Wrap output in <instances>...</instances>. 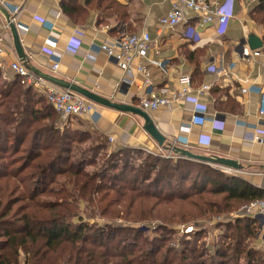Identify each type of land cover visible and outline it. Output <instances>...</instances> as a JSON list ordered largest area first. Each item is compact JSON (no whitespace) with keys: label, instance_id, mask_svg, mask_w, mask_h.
Returning a JSON list of instances; mask_svg holds the SVG:
<instances>
[{"label":"trees","instance_id":"16d2710c","mask_svg":"<svg viewBox=\"0 0 264 264\" xmlns=\"http://www.w3.org/2000/svg\"><path fill=\"white\" fill-rule=\"evenodd\" d=\"M60 6L73 23H84L87 11L103 15L117 8L114 0H61ZM251 15L264 27V0ZM58 116L33 88L0 73V264H264L255 244L257 222L248 217L228 221L223 246L199 251L183 238L175 251L166 236L171 225L240 212L264 200V191L180 156L148 155L134 166L128 157L135 150L109 154L104 136L86 127L61 128ZM101 151L111 159L88 171L94 164L86 163L88 155ZM84 201L106 204L101 216L150 228L91 224L80 210Z\"/></svg>","mask_w":264,"mask_h":264},{"label":"crops","instance_id":"0c3cea01","mask_svg":"<svg viewBox=\"0 0 264 264\" xmlns=\"http://www.w3.org/2000/svg\"><path fill=\"white\" fill-rule=\"evenodd\" d=\"M204 1L223 5L228 0ZM232 1L235 18L223 29L217 22L200 27L198 18L191 13L189 25L169 30L161 29L159 25V19L171 9L170 2L166 0H114L117 8L109 10L114 12L107 11L101 15L89 9L85 12L87 20L84 23L80 20L73 23L65 15L61 0H0V5L12 16L14 8L21 7L20 12L14 15V21L28 27L27 32L20 31V37L29 66L113 102L136 107H139L142 95L139 87L143 76L127 77L116 61L107 56L103 45L124 35L149 33L156 41L148 52V60L153 62L148 69L154 92L179 90L185 76L190 77L193 89L211 84L206 94H191L177 102L172 110L147 112L166 143L197 155L235 160L240 167L238 171L219 166L213 168L264 191V142L245 140V134L252 130H264V118L258 116L263 98L249 92L252 86L264 88V52L263 47L254 54L255 51L247 45L244 49L241 46L242 40H247L250 35L263 42L264 27L251 15L259 0ZM58 13L59 17H56ZM42 18L53 22L54 28L49 30L43 26L39 20ZM189 26L194 28L198 39L187 37ZM74 32L81 38L82 45L76 50H68L69 39ZM0 33H3L6 44V67L0 73L4 80L12 81L17 76L10 64L23 63L16 54L12 34L1 13ZM48 37L58 42L57 46H50L55 56L42 52ZM55 63L59 64L56 71L53 70ZM197 111L206 118L203 126L190 124ZM98 112L96 120L87 116L71 119L58 116L60 127L71 125L92 129L107 139L111 149H144L154 154L161 149L164 153L169 152L145 131L144 121L139 116L99 105ZM248 218L256 220L258 233L255 244L263 248L264 217Z\"/></svg>","mask_w":264,"mask_h":264},{"label":"built area","instance_id":"2783aa9c","mask_svg":"<svg viewBox=\"0 0 264 264\" xmlns=\"http://www.w3.org/2000/svg\"><path fill=\"white\" fill-rule=\"evenodd\" d=\"M166 1L170 2L171 9L167 15L159 19L161 29L169 30L181 25H189L191 13L198 18L199 25L203 28L217 22L221 29H223L231 20L235 18L232 0H228L223 5L211 4L204 0ZM20 10V6L14 8L13 20H15L14 15L19 13ZM56 17H59V13ZM39 20L42 25L49 30H52L55 26V24L50 20L43 18ZM17 28L23 33L28 31L27 26H22L20 24H17ZM195 32L194 28L189 26L187 30V37L189 39L195 37L198 39V35ZM57 43V40L52 37H48L45 40V48L42 49V52L50 56H55V52L50 46H57ZM155 43L156 41L152 39L149 33L141 32L140 34L135 35H124L119 39L108 41L103 45V49L105 50L107 56L116 61L117 65L125 72L127 77L133 79L135 74L143 76V82L139 87L142 92L139 100V107L143 111L155 112L161 109L172 110L177 102L183 100L187 96H190L191 94L202 96L211 89V84H203L202 86L193 89L190 77L185 76L184 83L179 90L172 91L170 93L154 92L151 88L150 72L148 69L149 64L153 62L148 60V52ZM81 45V38H79L78 34L74 32L73 36L69 39L67 49L76 50L81 47ZM5 53V38L3 33H0V72L4 71L6 67ZM243 54L248 55L247 52H244ZM254 54H258V52L255 51ZM58 67L59 64L55 63L53 65V70L56 71ZM10 68L19 78V81L23 86L34 88L60 117L64 119H71L87 116L91 117L92 120L97 119L99 112L98 105L95 103L85 99L77 93L61 89L58 86L49 83L40 76L31 73L23 64L19 62L11 63ZM249 92L262 96L263 101L261 108L258 110V116L259 118H264V88L252 86ZM205 122L206 118L200 111L195 112L190 120V124L193 126H203ZM245 140L251 143L264 142V130H260V128L252 130L251 132L245 134ZM165 158L168 159L177 157L173 156L171 152H168ZM230 216L232 219L249 216L264 217V200L253 202L244 207L240 212L232 213ZM18 264L27 263L25 260H20Z\"/></svg>","mask_w":264,"mask_h":264},{"label":"rangeland","instance_id":"374dc122","mask_svg":"<svg viewBox=\"0 0 264 264\" xmlns=\"http://www.w3.org/2000/svg\"><path fill=\"white\" fill-rule=\"evenodd\" d=\"M114 151H116V150L115 149H109L108 153L110 154L111 152H114ZM135 151L137 152V154L132 155L131 157L127 156L130 163L133 164L134 166L141 164L142 161L144 159H146V157L148 155L157 156V157L167 159V158H165L167 153H164V151H162V149L160 152H158L156 154H154L150 151H147V150L144 151V149L143 150L135 149ZM10 158H13V155ZM110 159L111 158L106 156L105 152H103V151H101L98 154H95V153L89 154L87 157L86 163L93 162L94 164L91 167H87V170L90 172H94L98 169V167L100 165L104 164V162H106V160H110ZM170 159L172 161H174V158H170ZM8 162H9V157H7L5 160V163H8ZM46 199L52 200L51 197H46ZM176 204H178V203H176ZM105 205L106 204L99 205L98 203H94L91 205L85 201L79 203L80 210L81 211L86 210L87 215L91 216L92 220L86 219V221H89L91 224L97 223V225L104 226L106 224H112V223L123 224V222H126L125 225H127V226L133 225L135 227L137 226V227H140V228L146 229V230H147V228H150L147 225V223H143V222H131V221H125L123 219L122 220H116L110 216H101V210L100 209L104 208ZM169 208H171V206ZM234 212H236V211H234ZM170 213H172V212H170ZM231 214H232V212L230 214H227V215H222V216L213 218L211 220H206L204 222L200 221V222L195 223V224L194 223H189V224L186 223V224L171 225L169 227V232H166V236L168 237L167 243L169 244V246H172L175 251H179L183 248V246H184L182 243L183 238H186V240H189L190 244H192V245L197 243V245L199 247V251L203 250V248L206 244L212 245V247L215 245L216 246H220V245L223 246L222 242L224 240V237L222 239V236H223V234H226V232L227 233L229 232L228 227L226 225H227L228 221H232L231 220L232 218H230ZM84 217H86V216H84ZM158 222L152 223L151 226L153 227V229L159 224ZM170 230H172V231H170ZM151 231L152 230L150 229V232ZM256 247L258 248V246H256ZM261 248H259V249L261 250ZM262 249L263 250H261V251H264V247Z\"/></svg>","mask_w":264,"mask_h":264},{"label":"water","instance_id":"95a60500","mask_svg":"<svg viewBox=\"0 0 264 264\" xmlns=\"http://www.w3.org/2000/svg\"><path fill=\"white\" fill-rule=\"evenodd\" d=\"M0 13L4 16L8 28L12 34L13 38V44L14 49L16 51V54L18 58L21 60L23 65L32 73L36 74L37 76H40L41 78L47 80L48 82L58 86L61 89L68 90L74 93H77L87 100L103 107H107L113 110H116L121 113H129L134 114L142 118L144 121V129L145 131L161 146L164 147L167 151L180 156L182 158H186L193 161H198L205 163L210 166H219L221 168L225 169H232L235 171H238L240 169L239 164L235 160H231L228 158L218 157V156H202L197 155L192 152H190L187 149L179 148L171 143H166L165 137L161 134V132L157 129L156 125L152 121L149 114L145 111H143L141 108L132 106L129 104L124 103H116L113 102L107 98H104L102 96H99L90 90H87L85 88H82L81 86H78L72 82H67L64 80H61L59 78H56L54 76H50L47 74H44L35 68L31 67L27 63V58L24 54V50L22 47L21 37H20V30L17 28V24L13 20V16L9 13L8 10H6L2 5H0ZM248 46L251 51H258L263 47V42L255 35L248 36L247 40L244 39L241 42L242 49H244V46Z\"/></svg>","mask_w":264,"mask_h":264}]
</instances>
